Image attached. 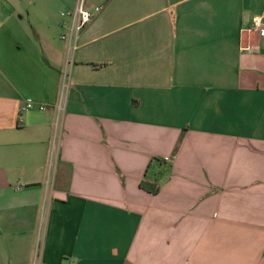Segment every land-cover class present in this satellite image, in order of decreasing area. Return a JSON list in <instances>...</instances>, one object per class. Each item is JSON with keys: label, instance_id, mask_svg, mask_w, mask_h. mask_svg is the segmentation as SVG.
I'll return each mask as SVG.
<instances>
[{"label": "crops", "instance_id": "obj_1", "mask_svg": "<svg viewBox=\"0 0 264 264\" xmlns=\"http://www.w3.org/2000/svg\"><path fill=\"white\" fill-rule=\"evenodd\" d=\"M75 2L0 0V264H264V0H88L60 111Z\"/></svg>", "mask_w": 264, "mask_h": 264}, {"label": "built area", "instance_id": "obj_2", "mask_svg": "<svg viewBox=\"0 0 264 264\" xmlns=\"http://www.w3.org/2000/svg\"><path fill=\"white\" fill-rule=\"evenodd\" d=\"M102 9V6L90 7L88 0H76L73 8L66 9L61 13L63 29L61 39L67 43L70 56L67 60L66 69L63 74L64 84L62 87L61 103L59 107L60 111L65 108L67 92L70 88L71 72L75 65V53L79 47L81 34L102 12ZM255 26L256 28H260L261 32L264 33L262 22L257 20ZM34 109L44 111L46 106L32 101L28 102L23 108L25 111Z\"/></svg>", "mask_w": 264, "mask_h": 264}, {"label": "trees", "instance_id": "obj_3", "mask_svg": "<svg viewBox=\"0 0 264 264\" xmlns=\"http://www.w3.org/2000/svg\"><path fill=\"white\" fill-rule=\"evenodd\" d=\"M144 185V187L147 189V190H149L150 192H154V193H156V192H158V190H152L151 188H150V185L148 184V183H145V184H142V186Z\"/></svg>", "mask_w": 264, "mask_h": 264}, {"label": "rangeland", "instance_id": "obj_4", "mask_svg": "<svg viewBox=\"0 0 264 264\" xmlns=\"http://www.w3.org/2000/svg\"><path fill=\"white\" fill-rule=\"evenodd\" d=\"M63 8H64V7H60V8H59V12H60L61 10H64ZM35 10H36V9H35L34 7H31V8H30V12H31V13L35 12ZM59 17H60V16H59ZM59 31H60V30H59Z\"/></svg>", "mask_w": 264, "mask_h": 264}]
</instances>
